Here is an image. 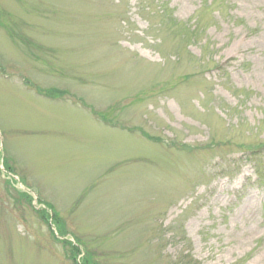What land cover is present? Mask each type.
<instances>
[{
	"label": "rangeland",
	"instance_id": "374dc122",
	"mask_svg": "<svg viewBox=\"0 0 264 264\" xmlns=\"http://www.w3.org/2000/svg\"><path fill=\"white\" fill-rule=\"evenodd\" d=\"M260 146L264 0H0V264H264Z\"/></svg>",
	"mask_w": 264,
	"mask_h": 264
},
{
	"label": "trees",
	"instance_id": "16d2710c",
	"mask_svg": "<svg viewBox=\"0 0 264 264\" xmlns=\"http://www.w3.org/2000/svg\"><path fill=\"white\" fill-rule=\"evenodd\" d=\"M261 147L263 148L264 146H260V147L258 148V151H259V149H261ZM257 176H258V179H259V177H260L259 173H257ZM57 222L59 223V219H57ZM55 240H57V239H55ZM57 241H58V240H57Z\"/></svg>",
	"mask_w": 264,
	"mask_h": 264
}]
</instances>
